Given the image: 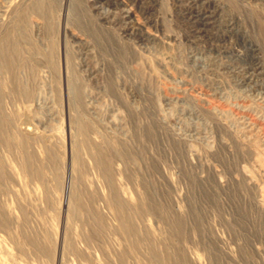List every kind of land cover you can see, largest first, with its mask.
Segmentation results:
<instances>
[{
    "label": "rangeland",
    "instance_id": "1",
    "mask_svg": "<svg viewBox=\"0 0 264 264\" xmlns=\"http://www.w3.org/2000/svg\"><path fill=\"white\" fill-rule=\"evenodd\" d=\"M6 39L0 264H264V0H0Z\"/></svg>",
    "mask_w": 264,
    "mask_h": 264
},
{
    "label": "bare ground",
    "instance_id": "2",
    "mask_svg": "<svg viewBox=\"0 0 264 264\" xmlns=\"http://www.w3.org/2000/svg\"><path fill=\"white\" fill-rule=\"evenodd\" d=\"M42 3L43 1H40L38 5H42ZM22 20L24 21L25 18L23 17ZM12 53H15V44L11 43L9 39H6V42L4 44H1V47H0V54L3 56V59L6 62V65L11 63L12 58L10 57V55Z\"/></svg>",
    "mask_w": 264,
    "mask_h": 264
}]
</instances>
